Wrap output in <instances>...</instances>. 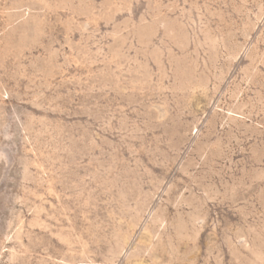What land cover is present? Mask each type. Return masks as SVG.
Masks as SVG:
<instances>
[{"label":"rangeland","instance_id":"1","mask_svg":"<svg viewBox=\"0 0 264 264\" xmlns=\"http://www.w3.org/2000/svg\"><path fill=\"white\" fill-rule=\"evenodd\" d=\"M0 264H264V0H0Z\"/></svg>","mask_w":264,"mask_h":264}]
</instances>
